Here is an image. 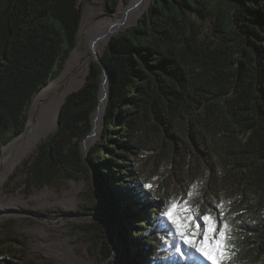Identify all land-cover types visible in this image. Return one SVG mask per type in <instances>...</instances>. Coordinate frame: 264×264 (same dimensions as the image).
Wrapping results in <instances>:
<instances>
[{
    "label": "trees",
    "instance_id": "1",
    "mask_svg": "<svg viewBox=\"0 0 264 264\" xmlns=\"http://www.w3.org/2000/svg\"><path fill=\"white\" fill-rule=\"evenodd\" d=\"M79 3L0 0V155L26 129L39 91L77 46ZM102 59L109 99L103 137L90 155L82 147L93 131L104 71L95 59L84 84L67 95L57 128L7 185L64 192L70 179L82 177L94 206H106L96 165L126 217L121 236L131 253L139 264H162L154 229L166 201L148 195L142 171L129 161L151 152L200 181L204 198L215 202L203 198L200 209L214 217L216 231L208 236L225 233L220 264H264V0H154L139 23L109 38ZM198 232L200 240L203 228ZM27 239L11 223L0 227V264H52L26 258ZM91 239L103 256L113 253L108 240ZM190 257L171 264H213Z\"/></svg>",
    "mask_w": 264,
    "mask_h": 264
},
{
    "label": "rangeland",
    "instance_id": "2",
    "mask_svg": "<svg viewBox=\"0 0 264 264\" xmlns=\"http://www.w3.org/2000/svg\"><path fill=\"white\" fill-rule=\"evenodd\" d=\"M92 1L93 3L96 1L94 3L96 5L102 3L107 12L117 11L121 4L123 5L130 2V0H117V3L115 4V0ZM153 2L150 5H152ZM86 3V0H80L79 3L83 12L80 32H82ZM107 5H114L115 9L109 10ZM150 5L146 7L143 15ZM80 32H78V44L72 51L69 60L71 59L74 51L78 48L79 52H88L87 39L84 36H81ZM69 60H67L65 68ZM81 64L82 63H78V66H81ZM64 70H62L60 75L63 74ZM87 70L89 71V65L87 66ZM60 75L52 79L43 89L49 86ZM39 93L31 105V117H33L34 104L36 103ZM51 132L47 135H43L41 138L45 136L47 137ZM103 134L104 131L101 127L100 132L89 139L90 147L87 150L86 156L90 155L92 148L103 137ZM28 154H26V156ZM3 155L4 151L0 155V158L3 157ZM129 161L132 162V165L136 166V169L142 171L145 177L146 189L149 192L148 195L155 197L160 196L166 201V204H164V210L161 213V216H159L160 222L154 229L156 234H159L157 248L160 250L159 255L162 256L161 259L158 258L157 260L162 264H171L176 260L184 262H187V260L190 261L191 254H197L198 256L202 255L195 247L181 239V237L177 234L176 225L168 216L164 215V213L168 212V210L175 203L177 207L173 209L174 215L179 217L181 220L190 218L189 223L191 224V232L193 233L194 240L198 241L200 236L197 234H199L198 231L201 228H203L204 235H209L208 229L211 227L214 217L209 213V211L204 213L203 210L200 209L202 208L201 202L205 194L204 188H202V183L195 180L190 181V179L186 177L189 173L183 172V169H180L174 162L169 163L168 161H156L151 152L145 151L139 156H132ZM20 162L18 164H20ZM92 168L98 185L105 193L107 200L111 205L108 208L104 206H94V204H96L94 202L95 195L85 193L88 183L87 179H83L82 177H79L77 180L70 179L69 184L71 185V188L69 190H64V192L54 191V189L50 188L30 192L28 188L16 186L15 182L11 185H7L9 179L11 178V174L14 171L13 169L5 183L1 185L0 191L1 194L6 197V201L12 197L17 198L18 196H21L23 200H26V203L12 206L11 208L14 209L15 212L11 214H7L6 212L8 209L0 205V227H5L7 224L11 223V228L15 231V233H23L28 238L27 244L29 247L26 258L33 259L41 257L43 259L53 261L52 264H56L57 262L54 257L48 256L40 249L36 248L38 244L37 241H32V237L29 234L30 232L28 229L38 226L47 231L49 238H45V241H48L51 237L53 238L56 236L66 239L73 247L74 254L80 259L87 260V262L94 261L95 264L140 263L137 259L138 257L131 253L130 243H127V240L121 236L124 231V222L126 221V217H124V215L117 210L114 197L108 190L106 181L103 179L100 170L96 165H93ZM20 176L24 177L23 174H20L19 177ZM69 197L76 198V204L60 203L62 200ZM95 199L97 200V198ZM204 200L210 202L211 204L215 203L214 201H211L210 197L204 198ZM53 216H58L59 218L55 220H47V217ZM209 217L211 219H207ZM197 224L199 225V228L196 227ZM94 235L101 239V241L104 239L108 240L109 244L114 248L113 253L110 256H103L101 251L93 249L91 236ZM177 247L180 251H177Z\"/></svg>",
    "mask_w": 264,
    "mask_h": 264
},
{
    "label": "bare ground",
    "instance_id": "3",
    "mask_svg": "<svg viewBox=\"0 0 264 264\" xmlns=\"http://www.w3.org/2000/svg\"><path fill=\"white\" fill-rule=\"evenodd\" d=\"M86 1L85 17L80 35L87 39L88 52L85 50V52H79V48L76 49L63 74L39 93L34 104L33 117H31L27 129L5 146L4 155L0 158V187L5 183L14 167L24 159L31 149L33 150L37 146L40 138L58 126L60 109L65 103L67 95L73 89H79L85 82L86 75H88L87 66L95 56L102 57L111 35L140 19L146 7L154 0H130L127 4H121L119 9L114 12H107L102 3L96 5L94 4L96 1L94 3L92 0ZM78 63H82L81 66H78ZM107 90L108 82L105 81L101 90V105L96 112L94 135L99 133L102 127V119L108 101ZM0 200V205L8 209L7 214L15 212L11 208L12 206L26 203V200H23L21 196L12 197L6 201V197L1 194V191ZM60 203L76 204V198L69 197ZM58 218V216L47 217V220ZM28 230L32 241L38 242L36 248L44 254L54 257L57 260L56 264H95L94 261L87 262L85 259L78 258L66 239L56 236L45 241V238L49 237L44 228L37 226Z\"/></svg>",
    "mask_w": 264,
    "mask_h": 264
},
{
    "label": "snow or ice",
    "instance_id": "4",
    "mask_svg": "<svg viewBox=\"0 0 264 264\" xmlns=\"http://www.w3.org/2000/svg\"><path fill=\"white\" fill-rule=\"evenodd\" d=\"M177 205L174 203L172 207L168 210V212L164 213V215L168 216L172 222L176 225L177 234L181 237V239L185 240L186 243L195 247L197 251H199L205 258L211 260L213 264H220L219 257L222 255V247L224 241V232H220L219 239L214 237H210L208 235H204L200 240L193 239V233L191 232V224L189 223L190 218L185 220H181L179 217L175 216L173 213V209H175ZM207 219H211L210 217ZM199 228V225H196ZM227 227V225H225ZM216 230L213 228H209L208 232L214 233ZM177 251L180 249L177 247Z\"/></svg>",
    "mask_w": 264,
    "mask_h": 264
},
{
    "label": "water",
    "instance_id": "5",
    "mask_svg": "<svg viewBox=\"0 0 264 264\" xmlns=\"http://www.w3.org/2000/svg\"><path fill=\"white\" fill-rule=\"evenodd\" d=\"M140 22V19H138L137 21H135V22H133L132 24H137V23H139ZM131 24V25H132ZM130 26V25H129ZM118 32H120V30L119 31H116L115 33H118ZM115 33H113V34H115ZM94 59L95 60H97V62H99V63H101L102 65H103V67H104V71H103V79H102V85H103V83L105 82V81H107L108 82V87H109V85H110V79H109V73H108V70H107V68H106V66L103 64V59L101 58V57H99V56H95L94 57ZM108 97V99H109V95L107 96ZM101 93H100V104H98V106H97V109H98V107H99V105H101ZM97 109H96V112H97ZM30 112H31V110H30ZM60 112H61V109H60ZM96 112H95V117H94V119H93V131H92V133H90L85 139H84V141H83V147H82V149H83V152H84V154L85 155H87V150H88V148L90 147V143L88 144V140L89 139H91L93 136H94V133H95V130H96V119H97V116H96ZM58 125H59V120H58ZM28 126V125H27ZM102 130L103 131H105V118L103 119V125H102ZM9 143V142H8ZM7 143V144H8ZM4 149H5V146L3 147V151H4ZM100 187V186H99ZM100 194H101V197H102V199H103V201L106 203V206H104V207H106V208H108L109 206H111L110 204H109V202H108V200H107V197H106V195H105V193L101 190V188H100Z\"/></svg>",
    "mask_w": 264,
    "mask_h": 264
}]
</instances>
